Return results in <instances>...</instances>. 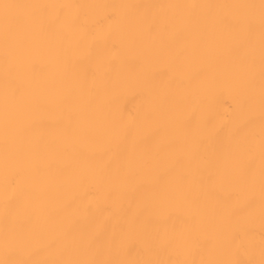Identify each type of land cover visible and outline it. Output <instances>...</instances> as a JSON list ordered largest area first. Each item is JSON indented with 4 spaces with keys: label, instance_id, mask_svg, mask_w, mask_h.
Wrapping results in <instances>:
<instances>
[{
    "label": "bare ground",
    "instance_id": "1",
    "mask_svg": "<svg viewBox=\"0 0 264 264\" xmlns=\"http://www.w3.org/2000/svg\"><path fill=\"white\" fill-rule=\"evenodd\" d=\"M0 264H264V0H0Z\"/></svg>",
    "mask_w": 264,
    "mask_h": 264
}]
</instances>
